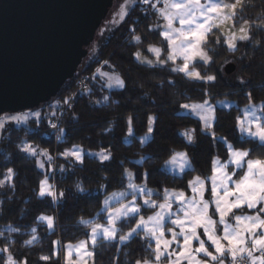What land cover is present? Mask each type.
Wrapping results in <instances>:
<instances>
[{
    "label": "trees",
    "instance_id": "trees-1",
    "mask_svg": "<svg viewBox=\"0 0 264 264\" xmlns=\"http://www.w3.org/2000/svg\"><path fill=\"white\" fill-rule=\"evenodd\" d=\"M128 5L129 10L121 21L107 24L105 20L102 23L75 76L66 81L57 96L34 108L47 110L52 108L54 100L63 101L76 94L69 101L73 105L71 109L64 104L56 105L62 117L60 125L65 128L62 140L57 141L56 133L51 131V120L55 118L45 114L30 119L23 126L8 125L4 138L0 140V179L5 181V187L0 188V200L3 202L0 205V231L7 236L13 227L23 230L14 234L16 255L26 257L28 264H63L61 246L87 239L89 225L106 221L101 201L108 193L127 186L125 168L133 171L136 183L146 182L161 194L165 189L189 192V183L194 176H210L216 157L229 158L227 142L236 150L248 151L249 158L264 160V143L238 131L244 105L250 101L261 102L264 110V30L253 26L250 41L240 44L235 51L228 50L223 38L220 44H216L215 37H211L209 53L212 63L208 67L198 63L196 67L205 75H214L215 79L193 80L174 70L171 64L156 68L139 65L133 58V52L137 48L144 49L150 42H157L159 37L158 32L150 28L151 16L154 15V12L151 14V6L143 0H131ZM237 17L240 22L264 19V0L246 3ZM136 34L141 35V43L133 40ZM94 48L98 50L95 54ZM105 59L123 72L127 81L123 90L106 87L100 77L99 82L92 79L98 62ZM227 59H232L237 65V70L230 75L220 70L222 62ZM108 70L112 71L111 68ZM86 78L92 86L88 95L78 91L80 81ZM158 80H163V84L157 83ZM145 92H149L147 97ZM105 95L109 97L106 104L103 103ZM225 97L235 100L236 105L216 108L210 133L203 131L198 118L181 113L182 107L190 102ZM96 99L101 100L99 105L95 103ZM114 99L120 101L119 105L111 103ZM73 112L78 114V118L73 119ZM151 118L154 119L152 137L143 142L141 137L147 133ZM110 122H114V127L112 131L105 132ZM25 134L28 141L47 147L52 153H62L65 148L78 146L84 151L111 148L113 156L110 161L101 163V160L86 154L83 165L76 164L69 171V160L63 156L50 162L41 155L47 163L43 170L38 166L36 155L17 149V143ZM189 135L195 136L194 142H189ZM179 151H185L191 157L192 168L182 175L163 170L162 165ZM69 159L75 161L72 157ZM61 164L65 165L63 171ZM9 168L16 172L12 181L14 190L9 186ZM105 172L108 174L107 188L101 190L99 183L101 174ZM45 176L66 189L62 199L54 202L51 196H37ZM76 177L84 178L89 189L87 192L80 194L72 190ZM151 211L146 209L142 213L148 215ZM41 213L56 216L54 229H48L41 220L37 222ZM80 215L87 218V224L77 222ZM34 223L37 224L42 247L31 250L19 248L20 241L26 238ZM135 223L136 217L126 218L118 224L115 239L99 238L92 247L94 263L139 264L145 259L152 261L155 252L149 238L138 233L127 241L120 239L121 233L133 229Z\"/></svg>",
    "mask_w": 264,
    "mask_h": 264
},
{
    "label": "rangeland",
    "instance_id": "rangeland-1",
    "mask_svg": "<svg viewBox=\"0 0 264 264\" xmlns=\"http://www.w3.org/2000/svg\"><path fill=\"white\" fill-rule=\"evenodd\" d=\"M130 1L115 0L105 23L121 21L129 10ZM143 2L151 6V14L154 12L151 16L150 28L158 32V41L163 44L165 54L169 57L166 66L171 64L174 70L190 79L202 81L215 79L214 75H205L196 67L198 63L206 67L211 65L212 60L208 62L204 58L205 51L210 55L211 37H215L216 44H220L223 38L225 46L230 51L237 50L240 44L251 39L242 41L237 35L232 34L231 28L243 23L238 20L237 15L240 9L234 8L235 0H143ZM229 5H233V10L238 14L233 17L234 24L225 28L228 33L225 35L219 26L227 25L230 18ZM260 21L253 24L251 28L255 26L264 30V25H261ZM214 34L219 35V41ZM144 50L148 54L146 47ZM229 62L235 64L232 59H227L220 66L221 72L226 75H230L225 72V66ZM104 71L108 73V76L112 73L108 69ZM108 76H100L105 84ZM118 88H120L119 84L113 83L110 89ZM233 105H236V101L229 97L206 99L185 104L181 113L198 118L203 131L210 133L216 118V108H230ZM51 107L56 109L57 106L53 104ZM48 109L6 113L0 115V119L28 112L29 121L37 118L33 115L34 112L40 111L42 115ZM242 113L238 121V131L264 143L263 103L250 101L242 107ZM27 122H10L6 127L10 124L23 126ZM51 122H54L53 119ZM153 125L154 119L151 118L147 133L141 137L143 142L151 139ZM227 146L230 150L229 158L223 160L216 157L211 175L194 176L189 183V192L165 189L159 194L146 182L136 183L132 170L126 172L127 186L108 193V198L102 206L106 221L93 223L87 239L61 246L63 264H95L92 247L97 240L99 238L115 239L119 231L118 224L130 217H136V223L134 231L131 229L127 232V240L141 233L153 242L155 253L149 264H155V262H167V264L204 262L207 264L209 261L216 264L215 257L208 254L209 246L214 247L216 254L223 253L226 245H231L235 250L242 243L238 238L241 235L245 240L252 233L264 236V211H261L264 209V160L249 158L248 151L236 150L228 142ZM184 153L185 151L176 152L162 165V169L174 175H182L191 169V160L186 158ZM86 154L99 160L103 158L101 150L84 151L78 146L72 148L71 157L76 159L79 155L83 159ZM35 155L39 158L38 160L44 161V167L41 169L45 170L47 163L42 159V154L36 151ZM241 170L242 173H240ZM40 189L42 196H50L43 182ZM146 209L152 210L151 213L143 214V210ZM257 214L260 219L253 220L252 217ZM41 221L47 225L45 219L42 218ZM260 242L257 240V243ZM256 255L259 256L260 253L257 252ZM222 259L227 260L228 257L224 256Z\"/></svg>",
    "mask_w": 264,
    "mask_h": 264
},
{
    "label": "water",
    "instance_id": "water-1",
    "mask_svg": "<svg viewBox=\"0 0 264 264\" xmlns=\"http://www.w3.org/2000/svg\"><path fill=\"white\" fill-rule=\"evenodd\" d=\"M115 0H0V115L40 107L73 78ZM236 65L229 62L225 72Z\"/></svg>",
    "mask_w": 264,
    "mask_h": 264
},
{
    "label": "clouds",
    "instance_id": "clouds-1",
    "mask_svg": "<svg viewBox=\"0 0 264 264\" xmlns=\"http://www.w3.org/2000/svg\"><path fill=\"white\" fill-rule=\"evenodd\" d=\"M251 0H235L234 8L235 9H243L246 5V3H250ZM228 12L230 14V18L227 22V25H220V30L225 35L228 33L225 31L226 27H231L234 24L233 17H235L238 13L233 10V5L228 6ZM256 20H244L243 23L239 24L237 27L231 28L232 34L237 35L239 37V40L247 41L251 38V26L253 24H256ZM261 25H264V20H261L259 22ZM216 35L217 41H219V35ZM134 41L137 43L142 42V37L140 34H136L133 37ZM146 51L148 54L145 53L144 49L137 48L135 52H133V58L139 63V65L144 66L147 65L148 68H156L158 65L161 67H164L169 62V57L165 54L163 44L160 41L148 43L146 46ZM236 44H233V48L235 49ZM94 54L98 52L97 49H93ZM204 58L206 61L211 62L213 59L211 55L208 54L207 51L204 53ZM111 68L112 73L110 76H108V73L104 71V69ZM100 76H108V80L106 82V87L111 88L113 83H118L121 90H123L126 85L127 81L125 79V76L123 72L116 69V65L111 64L109 60H102L98 62V66L95 68L92 79L98 81V77ZM159 84H163V80L156 81ZM171 82V81H170ZM140 87H144L143 84L140 85ZM78 91H83L85 95H88L92 92V86L90 83L85 81H80V86ZM75 95H69L66 97L63 101L60 99H56L53 101V103L57 106L64 104L67 106V108L71 109L73 105L69 102L73 99V96ZM145 97L149 95V92L144 93ZM109 101V97L105 95L103 97V103H107ZM95 103L98 105L101 103V100L96 99ZM111 103L113 105H119V100H112ZM47 116L54 117L55 120L51 124L52 129L56 130V140L61 141L62 138L65 135V128L59 124V121L62 119L61 115L57 112L55 108H49L46 113H44ZM33 115L37 118L41 116L40 111H36L33 113ZM73 119L78 118V114L73 112L72 113ZM29 119L28 112H24L15 116L11 117H4L0 119V139H3L5 136V129L6 125L10 122L15 121H24L27 122ZM37 127H39V124H37ZM114 127V122H110L109 127L106 128L104 131L109 132L112 131ZM183 131V130H182ZM189 142L195 141L194 135L188 136ZM17 149L30 153L32 155L36 154V150L39 149V152L47 158L50 162H55L58 156H63L65 159L69 160V168L68 170L71 171L75 168L76 164L83 165L84 161L83 159L78 155L75 159V161L69 159L72 156V148H65L62 153H52L49 148L42 147L39 143H36L35 141H28L27 134H25L23 137H21L20 142L16 145ZM101 153L103 154V158L101 160V163L105 161H110L113 156V152L111 148L107 149H101ZM185 157L189 160L191 157L188 156L187 152L184 153ZM143 159V157H141ZM38 166L40 168L44 167V161L38 160ZM60 169L63 171L65 170V165L61 164ZM130 171V169L125 168V172ZM8 173V180H9V186L15 188L14 183L12 181L14 180V177L16 175V172L14 169L9 168L7 169ZM108 180V174L102 173L101 174V181L99 183V188L101 190H104L107 188L106 181ZM42 182L46 185L48 191L47 194L51 196L52 200L55 202L59 199H62L65 195L66 189L60 188L56 185L55 182H49V178L47 176L43 177ZM5 187V181L0 179V188ZM72 190L76 193L83 194L87 192L89 189L85 184V180L83 177H76L71 185ZM43 193L37 192V196H42ZM108 196L105 195L104 199L101 201V207L106 202ZM2 200H0V205H2ZM261 211H264V209H261ZM45 219L47 222L48 229H54L56 226V216L54 214L50 215L47 213H41L39 216H37V222H39L41 219ZM78 223L87 224V218L83 215L78 216L77 218ZM253 220H259V214L252 217ZM11 224V222H9ZM91 227V225H89ZM116 230V229H114ZM23 230L18 227H13L12 232L8 233L7 236L5 235L4 231H0V241H3L0 243V264H27V258L26 257H17L16 255V249H17V241L14 238L15 233H21ZM29 234L19 243V248L21 249H27L31 250L34 248H40L42 247V239L40 236V233L37 228V224L34 223L31 228L28 230ZM134 231V229H133ZM253 236H255V239H253ZM242 243L235 249L231 247V245H226L225 250L223 253H217L215 254V261L216 264H264V236L256 235V233H252L249 235L247 240L241 235L238 237ZM120 239L127 240L128 234L127 233H121ZM223 239V237H221ZM257 240L261 241L260 243H257ZM233 251H235V255H233ZM259 252L260 255L257 256L256 253ZM29 251V255H30ZM227 256L228 259H222V257ZM41 258H43V254H41ZM143 264H149V261L145 259L143 261ZM155 264H167V262H155ZM201 264H204V262H201ZM207 264H212L211 261L207 262Z\"/></svg>",
    "mask_w": 264,
    "mask_h": 264
},
{
    "label": "crops",
    "instance_id": "crops-1",
    "mask_svg": "<svg viewBox=\"0 0 264 264\" xmlns=\"http://www.w3.org/2000/svg\"><path fill=\"white\" fill-rule=\"evenodd\" d=\"M208 254H210L211 256H214L215 257V250H214V247H212V246H209V253Z\"/></svg>",
    "mask_w": 264,
    "mask_h": 264
},
{
    "label": "built area",
    "instance_id": "built-area-1",
    "mask_svg": "<svg viewBox=\"0 0 264 264\" xmlns=\"http://www.w3.org/2000/svg\"><path fill=\"white\" fill-rule=\"evenodd\" d=\"M87 80H88V78H86L85 80H83V81H85V82H87ZM76 95V94H75ZM74 95V96H75ZM59 124H60V121H59ZM52 129V128H51ZM53 131H55L56 132V130H54V129H52Z\"/></svg>",
    "mask_w": 264,
    "mask_h": 264
}]
</instances>
